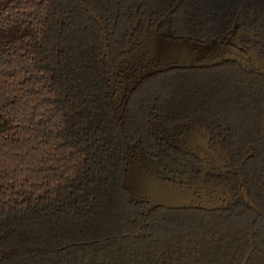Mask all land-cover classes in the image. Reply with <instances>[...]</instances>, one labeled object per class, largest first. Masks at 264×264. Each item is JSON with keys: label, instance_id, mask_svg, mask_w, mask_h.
I'll return each instance as SVG.
<instances>
[{"label": "trees", "instance_id": "trees-1", "mask_svg": "<svg viewBox=\"0 0 264 264\" xmlns=\"http://www.w3.org/2000/svg\"><path fill=\"white\" fill-rule=\"evenodd\" d=\"M84 4L115 50L136 21L169 22L173 34L201 42L236 26L253 33L244 39L264 57V0ZM101 34L79 0H0V264H241L250 242L246 264H264V79L218 69L225 93L210 98L214 112L201 111L238 152L233 205L145 215L121 186L122 137L101 78ZM176 82L135 92L126 137L135 119L145 133L153 104L162 116H199L179 89L169 92Z\"/></svg>", "mask_w": 264, "mask_h": 264}, {"label": "flooded vegetation", "instance_id": "flooded-vegetation-1", "mask_svg": "<svg viewBox=\"0 0 264 264\" xmlns=\"http://www.w3.org/2000/svg\"><path fill=\"white\" fill-rule=\"evenodd\" d=\"M80 6L85 11H87L86 9L91 10L85 6L84 0V7L81 3ZM91 12L93 11L91 10ZM88 13L90 14V12ZM96 18L99 19L97 16ZM97 25L102 31L101 78L109 96V106L113 119L122 137L123 178L126 167L125 157H127L130 162L142 167L145 172L154 175L163 184L178 186L181 189L184 186L193 189L194 201L191 202V207L178 210L211 212L231 207L235 195L231 172L233 164L237 162L232 157L238 155L236 154L238 152H232L225 136L212 131L210 127L213 122L216 123V120L209 121V115L202 114L201 111L214 112L217 104L211 99L216 98L218 92L225 93L221 84L223 79L219 75L223 71L218 69L225 68L227 70L224 71L229 72L236 68L243 73L256 74L264 79V57L257 54L244 39V37L250 36L240 35L237 39H233L232 43H227L223 38L228 37L232 29L228 35L214 39L226 50L222 55L228 56L226 60H221L219 63H213L214 60L208 62L203 59L197 60V62H183L182 67L179 66V62H172L167 66L163 65L165 67L163 68L156 60H151L147 58V55L141 53V40L145 35H151L155 32L154 35L162 36L166 41H179L186 38L201 44L209 43L212 40L201 42L189 37L175 35L171 31L169 22L146 23L141 26L136 21L124 44L115 50L112 46L110 48L107 31L102 24L106 32L107 56L104 54L103 28L98 23ZM236 30L243 32L237 27ZM137 75L141 76L140 80L136 82L132 90H129L127 88L129 82ZM176 78L179 86H172L169 92L179 89L182 98L188 97L184 99L185 101L192 100L194 107L199 111V116L194 120H181L174 117L173 114L171 117L169 113L162 116L161 113L157 112V109L154 110L153 104L151 108L153 110L150 111V116L147 119L145 133L139 132L137 129L138 121L135 119L134 124L131 123V127L127 128L130 135L126 137L123 133L124 115L135 92L145 83L149 86L159 84L162 81L171 85L177 84ZM113 100L116 101L118 107L116 114L112 109ZM119 113H121L120 121L117 119ZM245 153L250 156L251 150H247ZM241 189L245 190L244 187L239 186V196L247 203L241 196ZM126 192L128 201L138 205L140 211L145 215L158 209L173 210L152 206L150 202L140 199L130 200L129 192L127 190ZM247 205L249 204L247 203ZM202 206L213 207L205 210L201 208ZM252 250L253 246L250 242L246 256L250 253V257Z\"/></svg>", "mask_w": 264, "mask_h": 264}, {"label": "water", "instance_id": "water-1", "mask_svg": "<svg viewBox=\"0 0 264 264\" xmlns=\"http://www.w3.org/2000/svg\"><path fill=\"white\" fill-rule=\"evenodd\" d=\"M80 3L83 6V0H80ZM86 10L90 12L93 19L103 28L101 22L96 18L93 12L89 9ZM154 33L155 32L143 37L141 40L142 49L140 51L142 54L147 55V58L156 60L162 67L172 62H179V66L182 67L183 62H197V60L203 59H206L208 62L214 60L213 63H219L221 60H226L228 58L227 55H222L226 50L216 40H212L206 44L196 43L186 38L179 41H166L162 36L157 34L154 35ZM240 35L252 37L253 33L246 31L237 32L236 27H234L231 34L228 37H224L223 40L227 43H232V40L237 39ZM102 38L105 51L104 54L108 56L106 32L104 28ZM140 78L141 76L137 75L136 78L129 82L127 88L132 90ZM117 108L116 101L113 100L112 109L115 114ZM117 119L120 121L121 113L117 115ZM125 166L122 186L129 192L130 200L136 201L140 199L150 202L152 206L173 210L191 207V202L194 201L193 189L187 186L181 189L178 186L163 184L154 175L145 172L142 167L130 162L127 157H125ZM241 196L249 204L250 208L257 211L253 203L248 199L244 189H241ZM211 207L202 206L201 208L209 210ZM249 254L242 264L246 263Z\"/></svg>", "mask_w": 264, "mask_h": 264}]
</instances>
